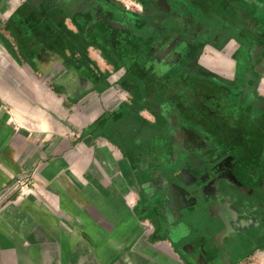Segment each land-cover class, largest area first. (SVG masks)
I'll use <instances>...</instances> for the list:
<instances>
[{
	"label": "flooded vegetation",
	"instance_id": "af4514ba",
	"mask_svg": "<svg viewBox=\"0 0 264 264\" xmlns=\"http://www.w3.org/2000/svg\"><path fill=\"white\" fill-rule=\"evenodd\" d=\"M132 2L127 11L120 0H23L2 30L43 70L53 59L37 36L46 32L47 47L58 50L69 16L80 32L75 48L94 46L105 63L124 68L119 83L134 107L152 113L149 127L167 119L165 135L150 129L139 138L150 147L149 220L161 225L177 196L181 211L165 231L181 264L264 261V9L252 0ZM206 45L235 46L226 72L200 64ZM184 128L197 152L181 151Z\"/></svg>",
	"mask_w": 264,
	"mask_h": 264
},
{
	"label": "crops",
	"instance_id": "0c3cea01",
	"mask_svg": "<svg viewBox=\"0 0 264 264\" xmlns=\"http://www.w3.org/2000/svg\"><path fill=\"white\" fill-rule=\"evenodd\" d=\"M120 1L134 10L132 0ZM255 1L264 9V0ZM22 5L0 0V188L29 180L18 199L0 209V264H181L165 231L181 208L171 195L161 225L149 220L150 147L139 138L173 127L163 116L149 127L152 113L134 107L119 83L124 68L105 63L94 46L75 48L72 39L80 32L69 16L58 50L47 47L46 32L37 36L53 59L43 70L15 42L12 49L2 46L3 32L13 42L15 34L2 29ZM234 48L206 45L199 62L224 73ZM259 93L264 96V73ZM181 133V151L197 152L187 143V129Z\"/></svg>",
	"mask_w": 264,
	"mask_h": 264
},
{
	"label": "rangeland",
	"instance_id": "374dc122",
	"mask_svg": "<svg viewBox=\"0 0 264 264\" xmlns=\"http://www.w3.org/2000/svg\"><path fill=\"white\" fill-rule=\"evenodd\" d=\"M1 43H4L2 46H6L7 50L14 47L12 46V40L8 38V36L4 32L1 36ZM24 63L26 65L28 62ZM28 184V177H20L7 181L5 186L0 188L2 189L0 193V209L10 203L15 202L23 192L22 189L28 188ZM246 264H264V261L259 257H255L254 259L249 260Z\"/></svg>",
	"mask_w": 264,
	"mask_h": 264
}]
</instances>
